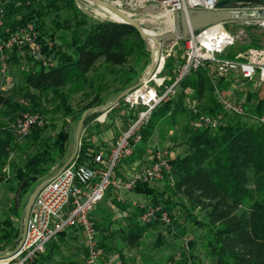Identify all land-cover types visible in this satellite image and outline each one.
Wrapping results in <instances>:
<instances>
[{
	"label": "trees",
	"instance_id": "trees-1",
	"mask_svg": "<svg viewBox=\"0 0 264 264\" xmlns=\"http://www.w3.org/2000/svg\"><path fill=\"white\" fill-rule=\"evenodd\" d=\"M0 1L4 20L2 38L7 39L20 26L35 22L45 56L55 60V65L45 66L35 56L24 59L17 47L7 50L8 64L24 65L23 85L19 89V95L29 105H24L21 100H14L10 96L0 95L3 118L14 120L27 110L41 115L51 111L61 112L65 118L64 126L54 138L44 137V128L40 126L33 127L28 134L31 140L40 142L43 147L27 156L22 165L14 167L12 180L16 186L11 188L17 191L19 185L28 178L44 180L51 175L56 169L54 165L68 151L71 139V126L68 122L78 123L83 113L90 108L93 110L85 118L84 133L75 159L82 164H94L97 150L101 148L96 145L94 131L96 127L103 126L97 121L102 111L96 108L106 105L108 101L103 91L109 88V94H115L116 98L139 82L150 64L151 51L147 40L142 38L133 25L96 16L76 0ZM252 28L251 25L246 26L249 42L242 45L240 51L264 47L260 38L251 32ZM178 43L179 59L182 60L185 39L180 38ZM234 47L227 49L224 56L235 58L239 52H232ZM173 66L174 61L169 56L164 73L173 76ZM212 72L211 65L193 71L181 81L177 96L162 102L152 111L150 119L140 130L142 140L127 162L148 156L150 149H153L151 140L162 121L176 126L179 116H189L183 130V139L189 151L171 160L174 182L170 180V174L161 181L172 186L174 192L183 196L192 207H204L207 222L203 224L209 226L212 236L207 245V255L215 257L217 264H264V128L260 123H251L244 120V116L236 114H233L235 119L227 118L216 129L195 128L191 125L197 116L194 107L199 113L209 115L223 112L216 89L224 91L227 80L225 77L214 80ZM87 88H92L95 95L75 108L70 102V94ZM49 93H53L58 101L54 110L44 104ZM121 103H124L123 99L115 107ZM246 104L251 106L252 112L264 114V97L259 98L256 93H249ZM134 117L136 116L132 111L130 120ZM4 125L0 123V156L6 159L11 145L15 143V137ZM120 163L114 169L117 175L123 176L119 171ZM34 182L26 183L21 199ZM151 184H139L134 192L150 198L151 204L162 205L173 219L174 209L180 204ZM109 191L114 195L112 189ZM113 203L129 212L125 225L111 231L110 225L106 226L103 220L102 224L94 222V212L102 210L97 205L92 213L94 225H102L103 232H111L109 237H117L130 247H138L144 235L161 223L156 220L143 224L140 221L142 209L139 206L131 208L130 203H122L117 197L113 199ZM17 205L15 199L11 207L13 215L0 220V226L4 224L0 229L1 253L14 251L22 237L23 225L15 223L19 219ZM105 217L103 214L102 218ZM65 234L66 231L60 235L58 242H53L45 253L40 254L30 264H44L50 260ZM101 239L100 247L104 250L111 249L106 245V240L103 237ZM172 260L174 258L170 257L169 262ZM59 264L78 263L76 260H67ZM181 264L204 262L185 259Z\"/></svg>",
	"mask_w": 264,
	"mask_h": 264
},
{
	"label": "built area",
	"instance_id": "built-area-1",
	"mask_svg": "<svg viewBox=\"0 0 264 264\" xmlns=\"http://www.w3.org/2000/svg\"><path fill=\"white\" fill-rule=\"evenodd\" d=\"M114 5L137 18L144 24L148 16H154L151 10L160 9L165 14L174 11L194 9L218 10V3L224 0H109ZM87 8L93 3H83ZM237 17L254 16V19L231 20L211 25L203 30L193 32L185 39L184 59L176 60L173 66V76L165 74L166 60L170 55V48L156 49L157 62L154 73L144 81L143 85L129 90L123 101L135 116L127 130L123 131L114 145L108 160L99 152L95 155L94 164H82L74 159L56 178L47 182L39 191L31 208L25 239L18 250L1 253L8 254L0 258V264H30L40 254L45 253L53 242H58L60 235L71 229H81L84 233L87 257L86 264H121L115 256L104 257L99 245L97 229L94 225L92 213L108 191L112 189L117 199L125 203L122 191H134L139 184H148L164 180L171 175L172 152L169 147H153L150 149L148 163L142 169L129 171L123 176L115 173L114 167L124 158H129L142 140L141 128L148 122L152 111L162 102L173 97L181 81L193 71L207 67L213 68V78L235 75L254 82L258 88L264 87V48H251L244 55L235 58L224 56L227 49L233 46L239 34L232 32L228 25L242 23L264 24L262 10L264 6L257 4L229 7ZM4 24L3 10L0 1V63L1 70L8 69L7 50L17 47L20 55L25 59L35 56L45 66L55 65L52 57L45 56L42 44L39 42V30L35 22L20 26L7 39H3L1 29ZM173 78V80H172ZM171 81V82H170ZM223 112L217 115L199 113L191 125L195 128L216 129L224 121L225 113L245 116L247 107L244 102L232 98L229 94L216 89ZM109 109L101 114L97 121L105 122ZM253 119L264 128V114H253ZM44 118L41 114L30 110L20 113L12 127L19 136H27L33 127L42 126ZM142 209L140 221L147 224L160 221L165 225L172 223V218L162 205L133 202Z\"/></svg>",
	"mask_w": 264,
	"mask_h": 264
},
{
	"label": "rangeland",
	"instance_id": "rangeland-1",
	"mask_svg": "<svg viewBox=\"0 0 264 264\" xmlns=\"http://www.w3.org/2000/svg\"><path fill=\"white\" fill-rule=\"evenodd\" d=\"M87 9H89L94 15L100 17H112L109 12L99 7L96 4L88 5ZM154 13V16H148L144 21V26L147 29H150L156 33L169 32L172 30L174 23L166 18L163 15V10L155 9L151 10ZM253 28L251 32L257 35L262 44H264V24L251 23ZM242 23H236L233 25H228V28L234 32L238 33V31L243 30V33L239 34L235 46L232 52H239L238 55H244L246 51H240V47L245 43L249 42L248 31L246 26H250ZM180 38H169L162 41L163 46L165 48H170V55L175 62L180 58V46L178 40ZM148 47L152 53V46L149 41ZM64 48H66V44H62ZM182 47V46H181ZM264 48V47H260ZM251 49V48H250ZM185 53V49L183 54ZM151 58V56H150ZM24 63L26 60L23 61ZM151 62V61H150ZM23 63V64H24ZM24 65L15 66L9 63L8 69L6 72L1 70L0 63V95L10 96L14 100H21L24 105H29L28 102L21 98L19 95V89L23 85L22 71ZM94 75L93 73L91 74ZM96 77V76H95ZM227 85L230 86L233 80H239V76L230 75L226 76ZM232 80V81H231ZM118 84V83H117ZM116 85V84H115ZM114 84L112 83L111 88H113ZM109 88H105L103 91V95L106 96L107 102L106 104L111 103L115 99V94H109ZM85 93L87 95H85ZM108 94V95H106ZM178 94V92H177ZM177 94H175L177 96ZM95 92L92 91V88L82 89L78 92L70 94V102L75 107L78 108L84 102H86L89 98L93 97ZM174 95V96H175ZM108 96V97H107ZM231 96V95H230ZM232 98L238 100L234 96ZM239 101V100H238ZM56 98H54L53 93H49V96L45 98L44 104L50 110H54L57 104ZM247 114L243 117L244 120H247L251 123H258L256 119H253V114H257L252 112L251 106L246 104ZM1 108V107H0ZM107 109L102 111L104 114ZM132 111L125 106L124 103L118 105L113 111L109 113V117L113 121H105L102 125L105 126L96 127L95 136L101 137V134L104 133L105 136L109 137L112 146L116 144L118 138L122 134L123 131L127 130L130 125V116ZM44 118V124L40 127L44 128L43 136L46 138H54L57 132L64 126V116L61 112H49L42 115ZM224 121L228 118L229 120L236 117L233 114L225 113L223 115ZM17 118V117H16ZM9 120L3 118V115L0 111V123H4V128L11 130L15 137V143L10 147L9 155L6 159L3 156H0V220L7 218L13 213L11 212V207L15 202L16 191L11 187H15L16 183L12 180L14 175V170L16 166H20L23 164L25 158L29 155L34 154L36 151L43 147V144L40 142H34L27 136H19L13 129L12 124L16 120ZM4 121V122H3ZM189 121V116L181 115L178 118V124L176 126H172L168 121H162L157 128L152 140V147H169L172 156L175 157L177 155H185L188 151V145L183 139V130L185 124ZM71 126V139L68 144V151L66 156L63 159L57 161L54 165L56 168L51 172L50 178L54 174H56L59 169L64 165H61L62 161H67L70 156L73 154L76 146V132L78 123L68 122ZM84 133V129H82L79 148L82 141V134ZM175 138V139H174ZM183 140V141H182ZM101 148H106L105 143L101 144ZM128 158H124L120 164H127L130 171H136L142 169L147 165V161L145 157L141 159H136L133 162H127ZM64 162V163H65ZM120 166V165H119ZM121 172V171H120ZM121 174H123L121 172ZM47 179V178H46ZM45 180V179H44ZM40 181H35L29 188L28 191L23 195L21 202L18 207L19 219L15 220V223L19 225H23L25 210L29 199L36 189ZM152 186L158 187L160 190L166 193L165 196L170 197L174 202H178L180 205L175 207L174 212L175 216L172 219V223L170 225H165L160 223L157 227L150 229L143 237L138 247H130L123 241H121L117 237H109L110 231L103 232L100 227H96L97 236L99 242L103 237L106 240V245L111 247L109 250H104V248L100 247L102 250V255H116V257L120 260V263L123 264H181V262L185 259L190 261L198 262L202 261L204 264H217L215 257H209L208 255V243L211 240V232L209 231V226L204 225L203 222H207L206 212L203 206L192 207L181 195H178L174 192L172 186L166 185L165 181H155L151 184ZM122 196L125 197L126 201H131V208H135L136 206L133 204L136 201L138 204L141 203H149L150 198L133 192L130 193L128 191H122ZM116 195L111 194L110 191L106 194L105 198L98 203L97 207L102 208L99 212H94V222L102 224L103 220L104 224L110 225V230L113 231L119 226L125 225L127 216L129 214L128 211L116 206L113 203V199ZM129 199V200H127ZM103 210L107 212L104 213ZM131 210V209H130ZM109 213V214H108ZM105 214L106 217L103 219L102 215ZM108 214V215H107ZM4 224H1L3 226ZM0 226V229H1ZM183 231L184 233H181ZM2 232H0L1 235ZM74 236L71 238L61 239L58 243L57 249L55 253H53V257L45 261L44 264H59L62 261L67 260H76L78 264H86V256H87V247L85 242L84 233L81 229H74ZM106 236L107 238H105ZM192 242V244H190ZM51 247V245H50ZM208 254V255H207ZM173 257L174 260L169 262V258Z\"/></svg>",
	"mask_w": 264,
	"mask_h": 264
},
{
	"label": "water",
	"instance_id": "water-1",
	"mask_svg": "<svg viewBox=\"0 0 264 264\" xmlns=\"http://www.w3.org/2000/svg\"><path fill=\"white\" fill-rule=\"evenodd\" d=\"M79 2L86 10L87 9L83 3L86 1H89L93 4L98 5L99 7L103 8L107 12L111 14L112 17H108V19L127 23L133 25L141 34L142 38L149 41L152 46V53H151V62L143 72L139 82H137L134 86L131 88L121 92L111 103L98 106L96 110L103 111L104 109H111L115 107L121 99L124 98L125 94L131 90L138 88L143 85L144 81H146L150 76L154 73L156 69L157 62L155 61V51L156 49L161 48V43L165 39L169 38H183L187 39L193 32L203 30L211 25L218 24L221 22L231 21V20H243V19H254V16H235L231 10H229V7H235L240 5H248V4H257L264 6V0H224L218 3L217 7L218 10H208V9H194L191 8L187 11H174L171 14L172 21L174 23V26L172 30L169 32H163V33H152L148 32L144 26V24L139 21L137 18L131 16L130 14L126 13L116 5H114L109 0H76ZM91 12V11H90ZM92 13V12H91ZM262 15H264V10H262ZM113 15H115L117 18H113ZM107 18V17H106ZM93 109H87L81 119L78 122L77 125V132H76V146L73 154L70 156V158L64 163V165L59 169V171L51 176L50 178H47L43 181H41L36 189L33 191L29 202L27 204L24 220H23V234L21 239L19 240V244L15 250H18L25 239L26 232H27V226L30 218L31 208L35 201L36 196L38 195L41 188L50 180L56 178L77 156V153L79 151V143H80V137L84 125V121L86 116L92 111ZM38 178H28L24 180L18 187L16 191V202L19 205L21 202V194L24 186L29 181H38ZM8 254H0V258H3L7 256Z\"/></svg>",
	"mask_w": 264,
	"mask_h": 264
},
{
	"label": "crops",
	"instance_id": "crops-1",
	"mask_svg": "<svg viewBox=\"0 0 264 264\" xmlns=\"http://www.w3.org/2000/svg\"><path fill=\"white\" fill-rule=\"evenodd\" d=\"M232 81V80H231ZM231 96H234L235 98H237L239 101H242L244 103H248V97H249V93H256V95L260 98L264 97V87L263 88H258L254 85V82L250 81V80H245V79H242L240 78L238 81L237 80H233L232 81V84H230V86L223 91ZM116 108V107H115ZM112 109V108H111ZM109 109V111L111 110ZM114 110V109H113ZM112 110V111H113ZM107 112L106 114V120L105 121H113L111 118L112 117H109L108 114L111 112ZM101 123H104V122H101ZM105 126V124L103 125ZM101 137L103 138H100L99 136H95V141H96V145H100L105 143V146L106 148L104 149V147L100 148L97 150V152H101L103 155H104V158L106 160H108L109 156H110V153L113 149V146L111 144V142H109L110 138L105 136L104 133L101 134ZM146 161L148 163H150V160L148 158V156L145 157ZM147 163V164H148ZM119 171H121L123 173V175L127 172H129V168H128V165L127 164H121L120 168H119ZM130 193H133L134 191H128ZM129 200V199H127ZM127 203H130L131 201H126ZM74 229H71V230H68L65 234V239L69 238L71 240V238L74 236ZM63 238V239H64Z\"/></svg>",
	"mask_w": 264,
	"mask_h": 264
},
{
	"label": "bare ground",
	"instance_id": "bare-ground-1",
	"mask_svg": "<svg viewBox=\"0 0 264 264\" xmlns=\"http://www.w3.org/2000/svg\"><path fill=\"white\" fill-rule=\"evenodd\" d=\"M166 15V18L168 19V20H170V21H172V18H171V15L170 14H165ZM113 18H117L115 15H113ZM146 30L148 31V32H152V33H154V31H152V30H150V29H147L146 28ZM156 55H157V52L155 51V57H156Z\"/></svg>",
	"mask_w": 264,
	"mask_h": 264
}]
</instances>
